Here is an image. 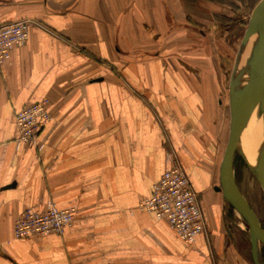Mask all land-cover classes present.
I'll return each mask as SVG.
<instances>
[{"label":"crops","instance_id":"obj_1","mask_svg":"<svg viewBox=\"0 0 264 264\" xmlns=\"http://www.w3.org/2000/svg\"><path fill=\"white\" fill-rule=\"evenodd\" d=\"M243 9L235 0H0V26L40 24L0 66V264H253L245 223L216 191L229 129L219 63L236 54ZM43 98L51 119L38 149L17 148L16 114ZM168 152L205 219L190 245L138 208ZM47 203L74 210L73 224L14 240L21 212Z\"/></svg>","mask_w":264,"mask_h":264},{"label":"built area","instance_id":"obj_2","mask_svg":"<svg viewBox=\"0 0 264 264\" xmlns=\"http://www.w3.org/2000/svg\"><path fill=\"white\" fill-rule=\"evenodd\" d=\"M33 27H40V24L31 19L0 26V66L10 58L14 49L27 43ZM50 115L46 98L21 109L15 116L18 131L16 147L38 149L37 137L40 129L50 121ZM166 162V171L153 186L150 196L138 208L165 221L184 244L190 245L205 231V219L198 195L193 191L176 155L168 152ZM75 216L74 210H59L52 203H47L43 211L26 208L12 225V237L20 240L61 235L73 224Z\"/></svg>","mask_w":264,"mask_h":264},{"label":"water","instance_id":"obj_3","mask_svg":"<svg viewBox=\"0 0 264 264\" xmlns=\"http://www.w3.org/2000/svg\"><path fill=\"white\" fill-rule=\"evenodd\" d=\"M235 54L228 87L229 130L219 166V187L228 204L245 223L250 241L253 264H264V227L247 200L241 194L234 177V157L246 165L264 195V0L251 12ZM244 75L240 83L237 75ZM255 116L261 122L262 138L256 153V167L246 163L240 149L241 135Z\"/></svg>","mask_w":264,"mask_h":264},{"label":"rangeland","instance_id":"obj_4","mask_svg":"<svg viewBox=\"0 0 264 264\" xmlns=\"http://www.w3.org/2000/svg\"><path fill=\"white\" fill-rule=\"evenodd\" d=\"M235 1L239 2L243 6L244 15L247 18L246 24H248V20L250 18L251 12L260 0H235ZM246 26L247 25H245V27ZM234 59L235 56L233 55L232 60L229 61L228 64L225 66L224 64H222V62L219 63V69L222 74V81H223V94L221 95L220 100L222 101V104L225 105V109L228 108V111H229L228 87H229L231 72L234 65ZM236 78L238 80L237 81L238 83H240L241 80L243 79L241 74H239ZM227 138H228V134L226 133L224 136V148L227 143ZM233 170H234V177L236 179V183L241 194L247 200V202L249 203L255 214L258 216L262 226L264 227V195L261 189L259 188L258 184L256 183V181L254 180L253 176L251 175L250 171L243 163V160L237 155L234 157ZM239 218L243 222L240 216ZM262 254L264 258V251H262Z\"/></svg>","mask_w":264,"mask_h":264},{"label":"bare ground","instance_id":"obj_5","mask_svg":"<svg viewBox=\"0 0 264 264\" xmlns=\"http://www.w3.org/2000/svg\"><path fill=\"white\" fill-rule=\"evenodd\" d=\"M241 74V73H240ZM238 76V75H237ZM244 79V75L241 74ZM262 138L261 122L260 120L253 116L248 123V126L241 135L240 149L248 163L252 167H256V153L259 146L260 140Z\"/></svg>","mask_w":264,"mask_h":264},{"label":"trees","instance_id":"obj_6","mask_svg":"<svg viewBox=\"0 0 264 264\" xmlns=\"http://www.w3.org/2000/svg\"><path fill=\"white\" fill-rule=\"evenodd\" d=\"M264 251V250H263Z\"/></svg>","mask_w":264,"mask_h":264}]
</instances>
